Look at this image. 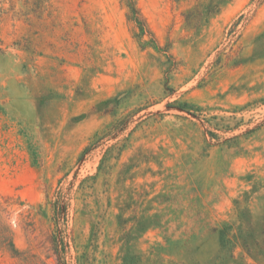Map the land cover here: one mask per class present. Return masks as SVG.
<instances>
[{"label": "rangeland", "instance_id": "1", "mask_svg": "<svg viewBox=\"0 0 264 264\" xmlns=\"http://www.w3.org/2000/svg\"><path fill=\"white\" fill-rule=\"evenodd\" d=\"M135 4L0 0V264H264V0Z\"/></svg>", "mask_w": 264, "mask_h": 264}, {"label": "trees", "instance_id": "2", "mask_svg": "<svg viewBox=\"0 0 264 264\" xmlns=\"http://www.w3.org/2000/svg\"><path fill=\"white\" fill-rule=\"evenodd\" d=\"M125 2L128 12V21L132 22L136 25V27L140 30V35L149 34L146 27V22L144 17L140 14L139 10L136 7L135 0H122ZM178 3L183 0H173ZM195 1V5L190 8L184 15L187 21L189 20H197L200 19L201 16L205 15L206 17L215 14L218 11V0H193ZM251 230L249 227H242L241 225L237 226H226L219 232L220 236V248L221 253H224L226 249L230 247H234V245L238 242V240H242L246 242L250 238ZM264 235V231L262 233ZM12 250L14 251V247L10 244Z\"/></svg>", "mask_w": 264, "mask_h": 264}]
</instances>
